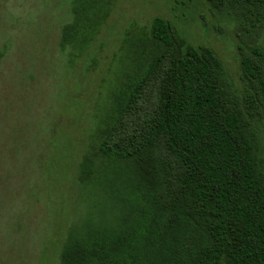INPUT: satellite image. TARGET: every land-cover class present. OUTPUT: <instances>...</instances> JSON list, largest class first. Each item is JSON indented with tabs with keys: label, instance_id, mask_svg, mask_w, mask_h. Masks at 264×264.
I'll return each instance as SVG.
<instances>
[{
	"label": "trees",
	"instance_id": "obj_1",
	"mask_svg": "<svg viewBox=\"0 0 264 264\" xmlns=\"http://www.w3.org/2000/svg\"><path fill=\"white\" fill-rule=\"evenodd\" d=\"M113 1L69 0L58 41L67 68L95 70L89 50ZM205 1L247 38L238 80L169 19L129 24L74 160L95 201L66 231L60 264H264V0ZM160 70L142 133L109 144Z\"/></svg>",
	"mask_w": 264,
	"mask_h": 264
},
{
	"label": "rangeland",
	"instance_id": "obj_2",
	"mask_svg": "<svg viewBox=\"0 0 264 264\" xmlns=\"http://www.w3.org/2000/svg\"><path fill=\"white\" fill-rule=\"evenodd\" d=\"M155 15L169 19L189 43L212 47L238 80L247 38L205 0H114L89 50L96 68L86 73L79 65L67 68L58 45L69 0H0V264H60L66 231L95 201L74 179L75 155L93 128L123 34L129 24L147 25ZM161 72L109 144L142 133Z\"/></svg>",
	"mask_w": 264,
	"mask_h": 264
}]
</instances>
